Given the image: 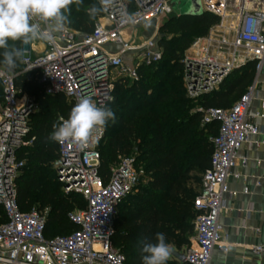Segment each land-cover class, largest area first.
I'll list each match as a JSON object with an SVG mask.
<instances>
[{
    "label": "built area",
    "instance_id": "built-area-1",
    "mask_svg": "<svg viewBox=\"0 0 264 264\" xmlns=\"http://www.w3.org/2000/svg\"><path fill=\"white\" fill-rule=\"evenodd\" d=\"M172 1L134 0L130 4L128 0H117L116 7L97 19L91 33H80L67 26L57 36L55 45L34 41L23 46V72H38L46 94L63 95L72 108L86 96L98 106H108L118 79L138 81L141 66H151L163 59L158 38L153 36L140 42L137 28L172 14ZM201 3L204 12L219 16L220 22L207 36L193 42L185 58L184 80L191 99L213 92L232 71L248 62H256L258 72L264 68V0ZM122 9L136 14L138 22L122 25ZM126 30H131L129 40ZM36 43L43 44V50L34 48ZM111 45H122L123 50L113 52ZM129 49L136 51L132 61L124 56ZM15 79L16 74L0 67V207L7 218L0 224V264H126V256L114 244L116 220L122 202L141 183L144 170L134 156H120L107 174H101L100 145L106 127L98 129L85 148L70 141L57 142L58 157L53 162L56 179L65 194H80L87 203L85 208L68 214L75 230L48 237V210L22 211L18 202L17 179L25 167L19 153L32 144L31 119L39 106L18 89ZM257 92L255 80L232 107L199 109L203 112L202 125L216 124L218 132L210 139L211 164L203 173L200 190L193 200L195 234L191 245L173 256L179 263L211 264L216 249L229 250L220 220L228 211L227 197L232 194L229 178L239 177L233 171L238 153L251 137L261 132L250 115ZM261 102L264 108V91ZM258 115L264 119L263 114ZM254 251L260 256L259 264H264V245L254 247Z\"/></svg>",
    "mask_w": 264,
    "mask_h": 264
},
{
    "label": "trees",
    "instance_id": "trees-1",
    "mask_svg": "<svg viewBox=\"0 0 264 264\" xmlns=\"http://www.w3.org/2000/svg\"><path fill=\"white\" fill-rule=\"evenodd\" d=\"M128 1L134 4V0ZM95 3L97 0H83L79 10L77 5H71L72 23L68 27L80 33H91L102 16L101 13L94 19L89 18L88 8ZM219 22V16L208 12L200 16L180 15L175 27L192 37L186 38L176 51L159 41L164 52L160 62L141 66L138 81L121 78L116 82L113 101L107 106L114 111L115 122L109 121L105 126V140L100 145L101 174H107L120 156H134L137 165L150 177L146 188L134 191L142 200L132 201L127 206L125 202L134 193L130 194L122 202L116 220L114 244L116 247L119 244L126 264H141L139 241L155 242L158 232L165 235L170 245L191 244L196 218L193 200L198 192L187 183L191 171L203 174L210 167L213 151L210 139L218 132L216 124L201 127L203 112L199 109L232 107L254 81L256 62H248L232 71L218 90L196 99L187 96L185 63L179 54L183 55L195 38L207 36ZM2 51L0 49V53ZM167 52L171 64L165 62ZM23 70L21 62L12 72L16 74V85L33 98L39 108L31 119L29 139L32 144L19 153L25 167L17 179L18 202L22 211L48 210V237L69 234L76 229L68 217L73 206L70 197L83 199L76 210L85 208L87 202L80 194H65L56 179L53 163L52 166L44 163L54 162L58 157L57 142L51 141L49 136L53 125L68 118L72 106L63 95H47L38 72ZM2 100L0 82V104ZM6 220L5 211L0 207V224ZM166 264L182 263L170 258Z\"/></svg>",
    "mask_w": 264,
    "mask_h": 264
},
{
    "label": "clouds",
    "instance_id": "clouds-1",
    "mask_svg": "<svg viewBox=\"0 0 264 264\" xmlns=\"http://www.w3.org/2000/svg\"><path fill=\"white\" fill-rule=\"evenodd\" d=\"M83 0H0V64L12 73L23 62L25 47L34 41L55 45L57 36L63 34L72 23L71 5H82ZM117 0H98L88 8V16L94 19L101 13L116 7ZM122 25H135L136 14L122 9L119 13ZM115 122L114 111L98 106L90 96L82 97L71 109L67 119L53 125L49 139L55 142L70 141L79 148L88 147L95 132ZM141 264H166L173 248L166 243L163 233H156L155 242L141 239Z\"/></svg>",
    "mask_w": 264,
    "mask_h": 264
},
{
    "label": "crops",
    "instance_id": "crops-1",
    "mask_svg": "<svg viewBox=\"0 0 264 264\" xmlns=\"http://www.w3.org/2000/svg\"><path fill=\"white\" fill-rule=\"evenodd\" d=\"M154 22L145 23L137 28L138 40L156 35L158 28ZM130 36L131 30H126V40H129ZM34 48L43 50L44 45L36 43ZM109 49L119 52L123 50V46L111 45ZM135 52L129 49L124 56L128 61H132ZM255 80H257L258 92L252 101L250 115L253 121L260 126L261 132L251 137L238 153L233 171L239 177L230 176L229 178L232 194L227 197L228 211L222 215L220 220L222 233L230 247L228 252L216 249L211 264H259L260 260L254 247L263 244L264 231V119L258 115H264L261 102V95L264 91V68L260 72L256 69L253 83ZM219 88L220 86L215 90ZM201 127L203 128V125ZM246 188L249 189L248 192H245ZM257 229L260 230L259 233Z\"/></svg>",
    "mask_w": 264,
    "mask_h": 264
},
{
    "label": "rangeland",
    "instance_id": "rangeland-1",
    "mask_svg": "<svg viewBox=\"0 0 264 264\" xmlns=\"http://www.w3.org/2000/svg\"><path fill=\"white\" fill-rule=\"evenodd\" d=\"M172 5H173V13L172 14H170L166 17H163L160 20L154 22L156 28H158V32H156V35L154 37H157L161 43H163V44L166 43L169 48L176 51V50L180 49V47L185 43L186 38L192 37V34H186L184 32H181L175 27L176 19L180 16L179 15L180 13L185 12L188 9L189 3L186 0H173ZM139 35H141V34H139ZM197 38H195L192 41L191 46ZM143 39L144 38H140L139 41L141 42ZM140 42H138V43H140ZM189 49L187 51H185V53L183 55L179 54L180 60L182 62L185 61V58H186L187 54L189 53ZM165 62L171 64L168 52L166 53ZM52 163H53V161H46L44 164H46V165L48 164V165L52 166ZM201 178H202V173L198 172L197 170L191 171V173L189 175V182L187 183V186L190 189H193L195 192H199L200 184H201ZM149 182H150V177L148 175H146V173H143L141 183L137 187V192H138V190H142L143 188H146L148 186ZM137 192H135L134 194H132L131 196L128 197L127 201L125 202V205L130 206V202L136 201V200L137 201L142 200L141 198L138 199ZM70 198L72 199L71 204L73 205L72 211L79 209L83 203L82 197L81 196H71ZM125 205H123V206H125ZM190 245L179 247L176 244H171V246L173 248V253H172V256L170 258L172 259L174 255H177V253H180L181 251L184 250V248H187ZM117 248L121 249L119 244H117Z\"/></svg>",
    "mask_w": 264,
    "mask_h": 264
},
{
    "label": "water",
    "instance_id": "water-1",
    "mask_svg": "<svg viewBox=\"0 0 264 264\" xmlns=\"http://www.w3.org/2000/svg\"><path fill=\"white\" fill-rule=\"evenodd\" d=\"M189 3V7L185 12L179 15L187 16H200L204 13L201 0H186ZM263 245H264V231H263Z\"/></svg>",
    "mask_w": 264,
    "mask_h": 264
}]
</instances>
